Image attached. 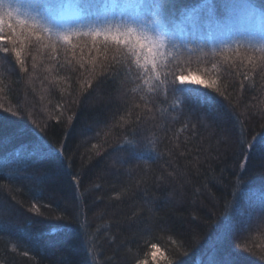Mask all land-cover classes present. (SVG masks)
I'll return each instance as SVG.
<instances>
[{
    "label": "trees",
    "instance_id": "obj_1",
    "mask_svg": "<svg viewBox=\"0 0 264 264\" xmlns=\"http://www.w3.org/2000/svg\"><path fill=\"white\" fill-rule=\"evenodd\" d=\"M11 2L28 27L0 42V264H264V159L240 151L264 134V46L205 38L264 0ZM129 16L166 40L149 74L102 43Z\"/></svg>",
    "mask_w": 264,
    "mask_h": 264
},
{
    "label": "snow or ice",
    "instance_id": "obj_2",
    "mask_svg": "<svg viewBox=\"0 0 264 264\" xmlns=\"http://www.w3.org/2000/svg\"><path fill=\"white\" fill-rule=\"evenodd\" d=\"M85 12L90 11L93 5L85 3L79 6ZM128 7L136 8L139 5H128ZM156 23L155 21L153 22ZM124 27H117L113 32L112 29H108L102 39V43L105 47H109V41H111V45L121 47L122 50H126L129 56V64L131 65L133 62L136 66L143 70L145 74H149L153 72L157 65L162 62V57H164V49L166 47L165 38L157 32L155 35L150 34L149 31L145 28V24L143 20L137 19L135 16H129L127 20L124 21ZM20 27L21 31L24 28L28 27V22L19 16V9L14 6V4L9 0L7 4L0 0V42L4 41V29L7 28L15 37L17 27ZM71 37V33H68L64 36L65 40H69ZM17 57L20 56V52L17 51L15 53ZM23 63V61H21ZM179 68V65H177ZM173 85L172 90L180 85H185V81L189 78L184 75H179L173 73ZM176 81L179 82V85L176 84ZM191 83L200 85L202 84L204 87H211V84L208 81H205L201 78H195L191 81ZM203 101L205 103L210 102V99L207 97H203ZM188 101H185V105H187ZM7 111V109H5ZM13 116L17 115L16 112L11 113ZM20 115H24V109H20ZM21 131H23L21 129ZM46 151H51V149H45L43 143L37 145L33 155L37 157L36 161L27 162V166L19 170L22 174L27 171V167L34 166V164L39 160L43 159L46 155ZM241 153L246 154L245 159H247V154L255 153L264 159V134H260L259 139H254L250 143H242L240 144ZM243 177H241L242 179ZM158 251V249H157ZM153 259H156L155 253H153ZM214 264H236L233 256L224 252L223 255L220 256L218 260L214 262Z\"/></svg>",
    "mask_w": 264,
    "mask_h": 264
},
{
    "label": "rangeland",
    "instance_id": "obj_3",
    "mask_svg": "<svg viewBox=\"0 0 264 264\" xmlns=\"http://www.w3.org/2000/svg\"><path fill=\"white\" fill-rule=\"evenodd\" d=\"M115 4L111 3V7ZM228 23L230 25L226 28L224 33L210 32L206 34V39L210 43L219 42L221 44L234 43V44H249L254 46H264V15L249 10L245 5H240L233 15L228 16ZM249 217V218H247ZM246 217L247 222L256 219V211L251 210ZM247 224V223H246ZM240 225H242L240 223ZM244 226V224H243ZM234 230V229H233ZM236 238V243H239L241 238L238 230L233 231ZM238 232V233H237Z\"/></svg>",
    "mask_w": 264,
    "mask_h": 264
}]
</instances>
